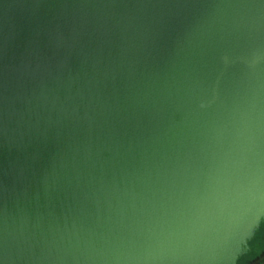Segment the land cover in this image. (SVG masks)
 I'll use <instances>...</instances> for the list:
<instances>
[{"label":"water","instance_id":"95a60500","mask_svg":"<svg viewBox=\"0 0 264 264\" xmlns=\"http://www.w3.org/2000/svg\"><path fill=\"white\" fill-rule=\"evenodd\" d=\"M264 221V0H0V264H237Z\"/></svg>","mask_w":264,"mask_h":264},{"label":"rangeland","instance_id":"374dc122","mask_svg":"<svg viewBox=\"0 0 264 264\" xmlns=\"http://www.w3.org/2000/svg\"><path fill=\"white\" fill-rule=\"evenodd\" d=\"M263 222H261V227H262ZM261 227H260V229H261ZM262 230H263V234H264V228ZM261 236H262V233H261ZM253 237H252V239H254ZM260 238L261 237H256L254 240H252V239L250 240V242H249L250 251L248 253H246V254H248L247 260H246V262L243 261V264H264V242L261 244V249L259 247L254 248V245H255L254 242H256L257 240H260ZM262 241H264V239ZM243 257H242L243 259L246 258V256H243Z\"/></svg>","mask_w":264,"mask_h":264},{"label":"trees","instance_id":"16d2710c","mask_svg":"<svg viewBox=\"0 0 264 264\" xmlns=\"http://www.w3.org/2000/svg\"><path fill=\"white\" fill-rule=\"evenodd\" d=\"M262 225H264V222L262 223ZM264 227H261V229H259V230H257L256 231V233H255V235H254V239L256 238V237H261L260 238V240H257L256 242H254V248L255 247H259L260 249H261V244L264 242V241H262L263 239H264V234H263V229ZM261 233H262V236H261ZM254 239H252V240H254ZM263 248V247H262ZM243 256H246V258L245 259H243L244 257ZM247 256H248V254H244V255H242L239 259H238V261H237V264H243V261L244 262H246V260H247ZM243 257V258H242Z\"/></svg>","mask_w":264,"mask_h":264},{"label":"clouds","instance_id":"9594fccd","mask_svg":"<svg viewBox=\"0 0 264 264\" xmlns=\"http://www.w3.org/2000/svg\"><path fill=\"white\" fill-rule=\"evenodd\" d=\"M262 227H264V225H262Z\"/></svg>","mask_w":264,"mask_h":264}]
</instances>
